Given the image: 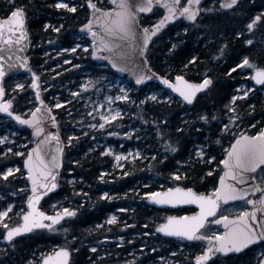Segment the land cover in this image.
I'll use <instances>...</instances> for the list:
<instances>
[{"label": "trees", "instance_id": "16d2710c", "mask_svg": "<svg viewBox=\"0 0 264 264\" xmlns=\"http://www.w3.org/2000/svg\"><path fill=\"white\" fill-rule=\"evenodd\" d=\"M57 1L14 0L13 3V0H0V15L7 16L14 6L25 7L31 36V66L39 74L41 83L47 81L59 86L69 79H77L80 73L76 69L64 71V67L69 65L52 69L58 60L53 58V53L46 52L51 47L55 51L72 48L80 27L89 17V10L87 0H76L81 3L77 5L75 13L55 7ZM93 1L101 7H109V0ZM200 7L202 11L197 22L188 24L180 20L166 26L153 39L147 56L154 70L171 79L177 75L191 81L212 77L210 89L200 94L192 105L155 83L135 91L134 103L129 101L126 105L128 111L111 129L115 131L121 125L123 129L120 132L124 134L131 127L129 135L110 136L109 142L118 148L121 145L119 149L123 151L137 147L142 151V156L125 162L121 169L114 167L111 157L103 155V146L94 148L95 140H91V135L95 132L84 133L77 129L76 137L69 144V133L63 125L66 119L63 116L67 111L59 112L61 109L55 108L67 146L60 190L44 201L43 209L50 212L52 203L59 202L61 206L67 205L77 212L57 226L67 229V233L41 230L6 245L1 243L3 235H0V260L3 264H29L31 257L40 261L54 247L64 246L72 249L71 264H194L195 257L204 248L200 242H189L157 232L167 217L193 209L153 207L146 202L148 196L145 194L177 185L199 192L214 189L222 172L219 162L239 134L235 127L241 124L251 134L264 127V95L259 88L237 98L234 103L232 101L238 87L252 84L249 75L255 68L244 66L230 71L245 56L257 67H264V22H257L252 31L247 28L255 15L264 16V0H240L236 8L229 10H223L219 0H205ZM162 13L163 10L157 7L149 15L142 16L141 23L151 25ZM47 23L51 26L45 28ZM57 27L60 28L59 32L55 31ZM185 27L189 29L187 33L183 31ZM248 39L253 40L251 45L247 44ZM173 44L177 45L175 49H172ZM222 48L223 55L220 53ZM72 56L75 57L72 63L84 62L86 68L96 69L91 53L84 58V53L77 49ZM193 56L197 59L190 63ZM9 79L5 81L7 91L12 88L8 85ZM42 86L45 87L44 84ZM151 87L162 89L171 100H152L145 93ZM21 91H15L13 98L15 108L20 113L35 105L31 86L27 84ZM55 91L50 89L43 94L49 100ZM67 107L76 110L73 116L81 112L76 100L70 101ZM230 107H234L236 112H231ZM204 113L209 114L210 118L218 116L219 119L198 121L197 116ZM237 115L239 119L231 122L229 118ZM224 124H228L230 132L222 131ZM21 132L27 135L26 131ZM161 133H164L163 137ZM217 138L221 143H215ZM169 139L177 145V152H166L165 144ZM201 145L206 153L216 156V160L210 161L207 156L197 157L196 151ZM165 155L167 159H164ZM22 159L11 153L3 155V149H0V171L4 170L5 165L20 164ZM21 171L24 173L23 167ZM103 171H107L104 176ZM173 172L179 173L181 179L176 180L171 175ZM68 178L74 179V182L70 183ZM22 188L25 191L21 192ZM5 190L17 191L19 205L16 208L25 207L29 194L25 173L10 176L8 180L0 177V191ZM105 192L109 193L110 198H104ZM122 208L116 222L104 223L108 213ZM19 220L20 216H17L11 225ZM97 224L102 225L97 228ZM3 232L0 226V233ZM121 236L123 240L119 239ZM104 239L109 240L108 244L99 242ZM94 245H97L96 251H91ZM261 247L256 245L241 254L219 256L210 264H258L264 253V247L262 253L259 252ZM153 248L155 251H152Z\"/></svg>", "mask_w": 264, "mask_h": 264}, {"label": "snow or ice", "instance_id": "6c2138e0", "mask_svg": "<svg viewBox=\"0 0 264 264\" xmlns=\"http://www.w3.org/2000/svg\"><path fill=\"white\" fill-rule=\"evenodd\" d=\"M112 4L114 5L113 7L101 8L93 0H87V5L92 9V18L82 27L93 37L92 44L95 45L93 55L99 56L102 50L108 52L109 55L102 58L111 60L112 67L119 69V71H127V68L122 66L120 61L131 62L134 58H142L140 64L136 65L138 71L134 73L136 84H143L152 79V76L148 75L144 70L148 46L152 38L169 22L177 21L181 17L193 23L197 22L202 11L200 7L201 0H186L183 5L181 0H112ZM238 4L239 0H221V6L225 9H231ZM54 6L68 9L73 13L77 11V6L66 2V0H58ZM157 7L166 10L158 22L150 26L141 24V14L152 13ZM257 22H264V16L261 14L255 15L247 25L248 30L252 31L257 26ZM50 26V24H46L45 28ZM97 26H99V30ZM188 30L187 27L183 29L185 33ZM55 31L59 32L60 28H55ZM15 33H19V35H14ZM240 34L242 35L243 33ZM27 35L26 10L24 6H14L6 17L0 18V45H3V49H0V98L6 92L4 86L5 77L21 66L15 63V60H19L24 68L31 71L29 65L24 63L27 58L16 55L17 47L23 44ZM246 42L251 45L253 40L248 39ZM24 47H27V45L25 44ZM76 47H80V45L78 44ZM176 47V44L172 45V49ZM224 47L226 48L227 45L225 44ZM75 50V48L66 49V51ZM113 53H116L117 56L114 57ZM220 53L223 55V48ZM6 56H14L15 60L6 63ZM196 59L197 57L193 56L190 63ZM244 66L255 68L254 80L257 84L264 85V67H257L247 56L237 63L235 67L231 68L230 71L234 72L236 68H243ZM147 67L150 68V65H147ZM31 75L34 77L31 87L36 89V95L39 96L40 86L38 81L40 77L35 72H32ZM153 75H156L165 85L179 93L183 100L189 104L195 101L198 92L202 89H207L213 83L210 76H206L200 83H191L183 75H177L175 77L176 83H174L164 76H159V74L154 73ZM104 79L106 80L107 78L105 77ZM94 86L95 83L92 80L81 85L84 89ZM16 88L23 89L24 84L17 83L13 91ZM252 90L251 88L247 89L243 95L247 96ZM120 91V95L115 97L109 95L107 100H131L128 95V92L131 91L130 88H121ZM166 98L171 100L170 96ZM237 98H232L233 103ZM151 99L157 100L155 93L151 95ZM39 102L44 105L43 110L40 107H36L34 111L29 110L30 118H25L12 110V99L7 101L0 100V111L14 116L15 120L21 124L31 125L34 129V135L37 137L35 147L27 155L24 152L16 153L23 158L20 164H16L13 167L5 165L4 170L0 171V177L8 180L15 173L23 175L24 173L21 171L23 167L27 169V175L31 180L30 195H28L26 200L27 210L20 208L16 213V215L22 216V222L11 226L6 222V218H9V213L12 212L15 204L9 203L3 210H0V226L4 229V232L0 233V235H3V238L9 242H12L15 237L22 233H29L34 229H48L53 232L63 231L67 233V229L56 226L60 225L61 221L66 217L76 215L75 209L63 208L50 215L38 207L42 197L47 192L58 187V169L62 167L64 152L59 133L48 132L45 127L46 123H53L59 127V123L53 114V107L59 108L61 104L56 103L53 106H47L43 99H40ZM132 102L134 103V101ZM230 111L235 113L236 109L230 107ZM121 115L122 113L116 110L111 119L116 120ZM103 119L107 122L109 116L105 115ZM216 119H219V117L213 116L210 118L207 113L197 116L198 121L204 122ZM229 119L234 123L235 120L239 119V116H233ZM92 127H96V125H92ZM99 127L103 128L104 124H100ZM177 131H183V129H177ZM222 131H231L228 124L223 125ZM114 134L119 135V133ZM125 135H129V133H125ZM163 135L164 133H161L162 137ZM72 139L73 137L68 138L69 144ZM53 140L56 142L55 153L51 151ZM7 142V136H0V144H6ZM215 143L219 144L221 140L217 138ZM165 150L166 152L175 153L178 151V147L169 139L165 144ZM12 151L13 149L8 147L3 155H7V153ZM108 151L111 152L112 149L109 148ZM120 156L122 157L123 153ZM196 156L199 158L207 156L208 160H216V156L210 152L206 153L203 145L197 148ZM167 158V155H165L164 159ZM219 163L223 165V175L219 178V187L214 188L211 193H198L191 187L176 186L167 189L166 192H148L145 194L159 204H198L200 206L199 213L192 216H169L164 223L159 225V231L167 235L190 241L208 242L207 247L195 257L197 264H208L218 253H239L256 244L264 247V130L259 131L255 135L241 133L239 138L235 139V143L231 144L229 149L226 150L224 159ZM208 174L211 175V172ZM171 175L176 180L181 179L180 174L177 172H173ZM20 191L23 192L25 189L22 188ZM13 195H16V193L14 192ZM103 196L104 198H110L107 192L103 193ZM229 201L243 202L236 216L230 218L228 215H221L220 219L215 221L208 219L216 215L222 202L227 203ZM116 220L117 217L113 215L110 222H115ZM45 221L48 222L46 223ZM221 221L224 222L226 231L205 234V232L211 231L206 228V225L220 223ZM202 229L204 231H201ZM119 239L123 240L124 237L121 236ZM13 247H15V244H13ZM92 251H96V249L93 248ZM152 251H155V248ZM261 255H264V253ZM71 256L72 249L70 247H59L58 250L54 249L51 253L44 255L41 264H70ZM29 264H32V262L30 261ZM260 264H264V260Z\"/></svg>", "mask_w": 264, "mask_h": 264}, {"label": "rangeland", "instance_id": "374dc122", "mask_svg": "<svg viewBox=\"0 0 264 264\" xmlns=\"http://www.w3.org/2000/svg\"><path fill=\"white\" fill-rule=\"evenodd\" d=\"M66 2L73 3L76 6L81 3L80 1H76V0L75 1L66 0ZM47 24H50V23H47ZM78 44L80 45V47H76ZM49 45L51 44L49 43ZM73 48H75L76 50L80 49L84 53L83 57L85 58L88 53L92 54V41H90L85 34L79 33L77 34L76 43L74 44L72 48H69V49H73ZM75 51H66V49L55 51V48L51 47L49 49V52H46V54L53 53L54 54L53 58L58 60V64L54 66L52 69L63 67L65 65H69V66L64 67L65 68L64 71H67L70 69H76V71L80 73V76L77 79H73V80L69 79L67 80L66 83L64 82L63 84L59 86H56L55 84L51 85V84H48L47 81H44L41 84V86L43 84L45 85L44 88L42 86V90L43 89L45 91H48L50 89L57 90L55 91V93H52L50 95V98L52 101L50 102V104H52L53 106L56 103H60L61 107L59 108L54 107V108L61 109L59 112L64 111V110L67 111L64 113V116H63L66 118L63 125L67 129V132L69 133V137L75 138L76 137L75 132L77 129L83 131L84 133H87L89 131L95 132V134L91 135V140L92 139L95 140L94 148L103 146L104 147L103 155H108L109 157H111L113 159L114 167L121 169L123 168L125 162L133 161L134 159L141 157L142 151L137 147L129 148L128 150L123 151L119 149L121 145L118 148L114 144L109 142L110 136H115V138L125 137V133L121 134L120 132V129H123V126L120 125V127L116 128L115 131H112V130H113V124L121 120L123 116L126 114V112L128 111V108L126 107V105L129 103V101L115 100V99H113L112 101H109L107 100V97L109 95L113 97L120 95L121 88H130L131 91L128 92V95L131 97V100H130L131 102L134 100L135 96L133 94L135 91H138V88H136L132 83L122 78H119L111 70V68L106 65H102V64L95 62L96 69H90V68L85 67L84 62L72 63L75 58L72 56V53H74ZM62 57L63 59H61ZM76 57L78 58V55ZM254 70L255 69L252 70L249 76H251ZM105 77L107 78L106 80L104 79ZM89 80H92L95 83V86L89 87L87 89L82 88L81 85L88 82ZM17 83H23L24 86L27 84L30 85V78L24 75H17V76L10 77V79L8 80V85H11L12 88H10V90L7 91V95L9 99L13 100V98L15 97V94H14L15 91H17L18 93H22L21 89L19 88H16L15 91H13V88H15V85ZM71 84H74V85H71ZM111 85H115V86H111ZM249 88L253 89L252 91H255L257 87L253 84L248 85V86L242 85L238 87V90H237L238 93L235 94L234 97H238V98L243 97L244 91H246ZM260 91L264 95V88L260 89ZM77 93L79 94L77 95ZM145 93L150 98L153 93L156 94L158 99H167L166 97H168V95L164 94V91L162 89H159L157 87H151L147 89ZM72 100L73 101L76 100V102L78 101L80 108H81V112L77 114L76 116H73L76 113V110L72 111L71 107H67L70 101ZM101 105H103V107H101ZM34 107L35 105L29 107L28 109H25L24 111H22V113L24 115H27L28 113H30L29 110H32ZM64 107L66 108L63 109ZM116 110H119L122 113V115L119 116L116 120H112L111 116L115 113ZM105 115L109 116V120L107 122L104 121L103 119ZM100 124H104V127L100 128L99 127ZM92 125H96V127H92ZM235 128L239 130V133H242L244 131L248 132V130H246V127L241 126V124H238ZM130 129L131 127L129 128V131H131ZM129 131H127V133ZM98 132H101V133L98 135L97 134ZM110 133H113V134H110ZM114 133H119V135H116ZM0 136L8 137V142L6 144H0V149H3V153L6 152L8 147H11L13 149L11 154H14V155H17L16 153H19V152L26 153L31 148L30 144H32V140L28 138V135L23 134L21 132V129H19L15 125V123L12 122L10 119H6L4 117L0 118ZM109 148L112 149L111 152L108 151ZM121 153H123L122 157L120 156ZM7 154H10V153H7ZM13 166L14 165H10L8 167H13ZM106 174H107V171L102 172L103 176ZM14 175L17 177L18 173H15ZM68 181L71 183V182H74V179L68 178ZM14 192L16 193V195H13ZM17 195H18L17 191H7V190L0 191V197H2L0 198V210H3V208L9 203L15 204V207L13 208L12 212L9 213V218H6V222H8L10 226H11V222L14 219H16V217L18 216L16 215L17 211L20 208L26 209V207H21V206H19V208H16V205H19L16 200ZM11 197H13V199ZM242 205H243V202H237L234 204H230L226 206L225 208H223L222 212L223 214H229V215L238 214V211L241 209ZM63 208H68L70 210V208L67 205L61 206V203L59 202L52 203L51 212L54 213L55 211L62 210ZM122 210L123 208L117 209L116 211L108 213L105 218L104 223L106 224L114 223V222H110L111 217L115 215L118 220V217H119L118 212ZM101 225L102 224H97L95 225V227L98 228ZM207 228H209L211 231L205 232V234H212L213 232H222V229L219 225L211 224ZM104 241L106 242L105 244H108L107 241L109 240L104 239L103 241L100 240L99 242L104 244ZM57 248L58 247H54L52 251L54 249L56 250ZM93 248L96 249L97 245L91 246L90 250L92 251ZM105 249H107V247H105ZM259 252L262 253V247L259 249ZM35 262L36 264L39 263V261H35ZM0 264H3L1 260H0Z\"/></svg>", "mask_w": 264, "mask_h": 264}, {"label": "water", "instance_id": "95a60500", "mask_svg": "<svg viewBox=\"0 0 264 264\" xmlns=\"http://www.w3.org/2000/svg\"><path fill=\"white\" fill-rule=\"evenodd\" d=\"M203 1H204V0H201V3H202ZM219 1H220V5H221V0H219ZM93 2L96 3L95 1H93ZM239 2H240V0H239ZM185 3H186V1H185ZM181 4L183 5V0H181ZM97 5H98V4H97ZM113 6H114V5L112 4V0H110V7H113ZM237 6H238V5L234 6L233 8H235V7H237ZM98 7H101V6L98 5ZM110 7H109V8H110ZM221 7H222V6H221ZM101 8H103V7H101ZM159 8H161V7H159ZM233 8H231V9H233ZM88 9H89V17H88V20H89V19L92 18V9H91L89 6H88ZM161 9L163 10V14H162V16H163L166 10L163 9V8H161ZM222 9H223V10H229V9H225V8H223V7H222ZM149 14H150V13L141 14V15H142V16H145V15H149ZM162 16H161V17H162ZM4 17H6V16H1V15H0V18H4ZM161 17H160V18H161ZM160 18H159V19H160ZM159 19H158V20H159ZM180 19L185 20L187 23H193V22H191V21H187V20L184 19L183 17H181ZM180 19H178V20H180ZM88 20L86 21V23L88 22ZM158 20L155 21L153 24H156V23L158 22ZM174 22H175V21H173V22H169L167 25L172 24V23H174ZM141 24H142V23H141ZM153 24H152V25H153ZM83 25H84V24H83ZM83 25H82V26H83ZM143 25H144V24H143ZM167 25H165V26L161 29V31H162ZM82 26L80 27V32H81V33H84V34H87L88 38H89L91 41H93V37H92V35H91L90 33H87V30L83 29ZM144 26H148V25H144ZM97 29L99 30V26H97ZM26 30H27V33H28L27 38H26V40L23 42V44H21V45H19V46L17 47V49H16V55H19L20 57H26V58H27V59L24 61V63H27V64L29 65V68H30L31 71H29V69L24 68L23 65L21 64V62H20L19 60H15V57H14V56H6V60H5L6 63L13 62V61L15 60V63H17L18 65H21V66H20L18 69H16L13 73H9V75L5 77V81H6V79H7L8 77H10V76H16V75H21V74L29 76V77L31 78V84H32L33 81H34V77L31 75V73H32V72H35V71L33 70L32 66H31V59H30V56H29V51H30L31 44H30V33H29V30H28V27H27V15H26ZM161 31H160V32H161ZM160 32H159V33H160ZM159 33H157V35H158ZM6 34H7V33H6ZM14 35H19V33H15ZM157 35H156V36H157ZM156 36H155V37H156ZM155 37L152 38V41H153V39H154ZM152 41H151V43H150L149 46H148V52H149L150 46H151V44H152ZM25 44L27 45V47H24ZM0 49H3V45H0ZM21 49H23V50L21 51ZM4 51H6V49H4ZM94 52H95V45L92 44V58H93L95 61H97L98 63L110 67L111 70H112V71H113V72H114L119 78H122V79H124V80H126V81L132 83L135 87L140 88V87L146 86V85L151 84V83L159 84L161 87H163L164 89H166V90H168L169 92H171L172 94H174L178 99L184 101V100H183V97H181V96L179 95V93L175 92V90L172 89L171 87H169L168 85H165V84L163 83V81L160 80L156 75H153L154 73H156V74H159V76H164V77L170 79L169 77H167V76H165V75H163V74L157 72L156 70H154V69L151 67L150 62H149V59H148V56H147V61L145 62V65H144V70L148 73V75L152 76V79L146 81V82L143 83V84H136V83H135V81H136V76L134 75V73H135L136 71H138L136 65L140 64L142 58H134V60L131 61V62L120 61V63L122 64V66H124V67L127 68V71H119V69L112 67L111 60H105V59L102 58L103 56H107V55H109L108 52L102 50L99 56L93 55ZM147 54H148V53H147ZM113 56L116 57L117 54H116V53H113ZM147 65H150V68L147 67ZM35 73H36V72H35ZM36 74H37V73H36ZM37 75H38V74H37ZM254 75H255V71L252 73V75H251V77H250L251 82L254 83L256 86H258V87H260V88L264 87V85H259V84L256 83V81H255L254 78H253ZM184 77H185V76H184ZM185 79L188 80V81H190L191 83H200V82H202V81H191V80L187 79L186 77H185ZM170 80H172L174 83H176L175 78H174V79H170ZM5 81H4V86H5ZM38 83H39V86H40V80L38 81ZM211 85H212V84H211ZM211 85H210L207 89H202L200 92H198L196 98H197L200 94L206 93V92L210 89ZM5 89H6L5 95H4L2 98H0V100H3V101H7V100H9L8 95H7V88H6V86H5ZM32 90H33L34 97H35V101H36V106H35V108H36V107H40V108L43 110L44 105H41V104H40V102H39L40 99H43V100L45 101V105H47V106H52V105H51V104H50V103L44 98L43 93H42L41 86H40V94H39V96L36 95V89H35V88H32ZM195 100H196V99H195ZM184 102L187 103L188 105H192V104H194L195 101H194L192 104H189V103L186 102V101H184ZM35 108L32 109V111H34ZM12 110L15 111V112H17L18 114H21V113H19L18 111L15 110L14 102H13V104H12ZM53 114L55 115V119H56V121L58 122L57 115H56L54 109H53ZM0 115H1L2 117H4V118H7V119L12 120V121L16 124V126H17L19 129L26 131V132L28 133L30 139L32 140V146H31L30 150H31L33 147H35V144H36V142H37V137L34 135V129L32 128L31 125L21 124L19 121H16V120H15V117H14V116H11L9 113H4V112L0 111ZM21 115H23V114H21ZM23 116H24L25 118H30V113H28L27 115H23ZM58 123H59V122H58ZM45 127H46V131H48V132H58V133H59L60 140H61V144H62L63 147H64V152H63V157H62V167L58 169V171H59V176L57 177L58 187L55 188V189H53V190L50 191V192H47V194L44 195V196L42 197V199L40 200V202H39V204H38V207H40L41 210H43V211H46V210L43 209V203H44V201H45L47 198H49L51 195L57 193V192L60 190L61 175H62V171H63V167H64V154H65V150H66V141H65V139H64L63 134H62L61 131H60V127H57V125H56V124H53V123H46ZM263 130H264V129H263ZM256 134H257V133H256ZM248 135H255V134H248ZM236 138H239V136H237ZM236 138H235V139H236ZM235 139H234V141L232 142V144L235 143ZM55 145H56V142H55V140H53V141H52V149H51L52 153H55V150H56ZM30 150H29L28 152H30ZM27 154H28V153H27ZM46 159H47V157H46ZM222 167H223V165H222ZM23 170H24V172H25V181L27 182V184H28V186H29V190H30L31 180H30V178H29L28 175H27V169L23 168ZM222 175H223V171L221 172L220 176H222ZM220 176H219V178H220ZM219 178H218V182H217V186H216V187H219ZM177 186L184 187V186H181V185H177ZM174 187H176V186H174ZM174 187H169V188H174ZM169 188H166V189H163V190H158V191H156V192H158V193H160V192H166L167 189H169ZM193 189H194V188H193ZM194 190H195V189H194ZM212 190H213V189H212ZM212 190H210V191H208V192H203V193H211ZM195 191L198 192V193H200V192L197 191V190H195ZM29 195H30V192H29ZM27 197H28V196H27ZM26 200H27V199H26ZM146 202H147L150 206L158 207V208H165V209L192 208V209H193V211H192V212H189V213H185V214H175V215H171V216H186V215H187V216H192V215H194V214L200 212V206H199L198 204H159V203L155 202L154 200H152L149 196L147 197ZM237 202H241V201H229V202H227V203H223V202H222L220 208L218 209V211H217V213H216V215H215L214 217H209L208 219H209V220H213V221H215V220H219V219H220V216H221V210H222L224 207H226V206H228V205H230V204L237 203ZM25 204H26V210H27V207H28V206H27V203L25 202ZM46 212H48V211H46ZM76 212H77V211H76ZM48 213H49L50 215L53 214L52 212H48ZM226 215H227V214H226ZM236 215H237V214H235V215H228V216L231 218V217H234V216H236ZM67 218H69V217H66L65 219H67ZM65 219H64V220H65ZM64 220H63V221H64ZM166 220H167V219H166ZM63 221H61V223H62ZM20 222H22V216H21V221H20ZM45 222L47 223L48 221H45ZM164 222H165V221H164ZM164 222H163V223H164ZM213 224H215V225H219V226L221 227V229H222V232H224V231L227 230V229H225V227H224V222H222V221H221L220 223H213ZM57 226H58V225H57ZM207 226H208V225H206V227H207ZM40 230H48V229H34L32 232H29V233H22L21 235L15 237L14 240L17 239V238L23 237V236H27V235H29V234H32L33 232L40 231ZM201 231H204V230L202 229ZM157 232L160 233V234H162V235H165V236L174 237V238H179V237H175V236L167 235V234H165V233H163V232H160V231H159V227H158V229H157ZM181 239H183V238H181ZM186 240H187V239H186ZM1 241H2L3 244H9V243H11V242L5 240L4 238H2ZM187 241H190V240H187ZM198 242H200V243L203 245L204 249L207 247V243H208L207 241H198ZM256 245H258V244H256ZM254 246H255V245H251V246H249V248L244 249L242 252H239V253H236V252L228 253V254H221V253H218L216 256H214V257L212 258L211 261L208 262V264L212 263V262L216 259V257H218V256L227 257V256H229V255H233V254H241V253L245 252L246 250H248V249H250V248H252V247H254ZM204 249H203V250H204ZM56 250H58V248H57ZM198 255H199V254H198ZM71 260H72V256H71ZM71 260H70V264H71ZM262 260H264V255L261 256V258H260L258 264H260V262H261ZM41 262H42V261H41ZM41 262H40V264H41ZM194 263L197 264L196 259H194Z\"/></svg>", "mask_w": 264, "mask_h": 264}, {"label": "flooded vegetation", "instance_id": "af4514ba", "mask_svg": "<svg viewBox=\"0 0 264 264\" xmlns=\"http://www.w3.org/2000/svg\"><path fill=\"white\" fill-rule=\"evenodd\" d=\"M200 14H201V13H200ZM26 15H27V14H26ZM178 21H180V20H178ZM181 21H183V22L186 23V21H184V20H181ZM79 33H80V32L78 31L77 34H79ZM10 77H12V76H10ZM43 92H45L44 89H43ZM49 101L52 102L50 96H49ZM13 102H14V101H13ZM14 106H15V104H14ZM15 109H16V108H15ZM16 111H17V109H16ZM19 113H20V112H19ZM21 114H23V113H21ZM23 115H24V114H23ZM1 243H2V241H1ZM41 259H42V258H41ZM30 261L33 262V263L35 262L34 259H33L32 257H31ZM40 261H41V260H40Z\"/></svg>", "mask_w": 264, "mask_h": 264}]
</instances>
